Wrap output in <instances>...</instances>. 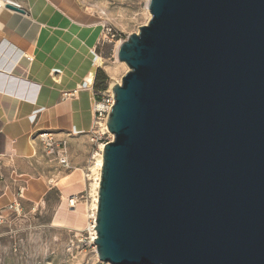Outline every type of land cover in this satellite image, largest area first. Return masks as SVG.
I'll use <instances>...</instances> for the list:
<instances>
[{"label": "water", "instance_id": "1", "mask_svg": "<svg viewBox=\"0 0 264 264\" xmlns=\"http://www.w3.org/2000/svg\"><path fill=\"white\" fill-rule=\"evenodd\" d=\"M148 10L117 47L129 70L112 87L97 255L264 264V0H148Z\"/></svg>", "mask_w": 264, "mask_h": 264}, {"label": "crops", "instance_id": "2", "mask_svg": "<svg viewBox=\"0 0 264 264\" xmlns=\"http://www.w3.org/2000/svg\"><path fill=\"white\" fill-rule=\"evenodd\" d=\"M3 1L25 10L0 7V206L7 207L12 190L20 195V178L33 173L36 135L90 131L92 91L102 90L94 88L99 67H83L89 48L97 56L99 21L73 0Z\"/></svg>", "mask_w": 264, "mask_h": 264}, {"label": "rangeland", "instance_id": "3", "mask_svg": "<svg viewBox=\"0 0 264 264\" xmlns=\"http://www.w3.org/2000/svg\"><path fill=\"white\" fill-rule=\"evenodd\" d=\"M73 1L100 22L93 51L102 64L92 68L99 67L105 73L107 85L119 83L129 69L118 61L116 44L149 21L148 0ZM92 93L95 99L97 92ZM42 133L51 134L54 147L44 145L40 133L36 135L39 155L33 173L20 178V195L12 190L18 210L0 206V264H112L97 255L91 216L93 165L99 145L111 136L92 140L90 131L76 135ZM63 141L66 165L59 162L55 148ZM75 195L78 201L70 206L68 200Z\"/></svg>", "mask_w": 264, "mask_h": 264}, {"label": "built area", "instance_id": "4", "mask_svg": "<svg viewBox=\"0 0 264 264\" xmlns=\"http://www.w3.org/2000/svg\"><path fill=\"white\" fill-rule=\"evenodd\" d=\"M5 2L3 0H0V7H4ZM109 32V30H107ZM121 81H119L120 83ZM118 83V82H117ZM113 84H108L106 88L100 92L97 93L96 98L93 101L92 104V110H93V125L90 130V135L92 136V140L96 139L97 136L109 134L111 136V139H107L106 141H103L102 145L104 146L106 143L112 141L113 134L110 133L107 127V118L110 112L111 107L114 105V93L112 91ZM49 133H40L39 136L41 140L43 141V144L46 146L54 147L52 138L49 137ZM55 148L57 149V155L59 157V162L63 165H66L67 163V157H66V151H65V142H58L55 145ZM2 152H0V155ZM70 206L74 205V202L78 201V197L75 195L74 197H71L69 200ZM19 207L18 202H11L7 209L15 210L17 211ZM96 218V217H95Z\"/></svg>", "mask_w": 264, "mask_h": 264}, {"label": "bare ground", "instance_id": "5", "mask_svg": "<svg viewBox=\"0 0 264 264\" xmlns=\"http://www.w3.org/2000/svg\"><path fill=\"white\" fill-rule=\"evenodd\" d=\"M6 4V3H5ZM147 7H148V1H147ZM1 9H5V8H1ZM2 12V11H1ZM4 12V11H3ZM2 12V13H3ZM7 14V13H6ZM1 16V15H0ZM2 17V16H1ZM10 19V18H9ZM6 20V19H4ZM2 24V23H1ZM95 26V25H94ZM98 29V28H97ZM97 31V30H96ZM95 32V31H94ZM92 32V34L94 33ZM98 32V31H97ZM91 35V34H90ZM74 40V39H73ZM73 42V41H72ZM77 43V42H76ZM79 44V43H78ZM82 45V44H81ZM119 44H116V49L118 47ZM89 56L87 58V60L84 61V66L83 67H86V66H89V65H92V64H95L94 66H97V65H101L102 64V61L101 59L98 57V56H95L91 49L89 48ZM83 60V59H82ZM124 63V62H122ZM114 85V83H112ZM103 145L100 144L99 145V150L100 152L97 154V157L96 158V162H95V165L94 166V178H93V182H92V186H93V203H92V218H93V229H95V217H96V209H97V201H98V187H99V181H100V170H101V166H102V150H103ZM2 151V149L0 150ZM96 237V231H93L92 232V239H95Z\"/></svg>", "mask_w": 264, "mask_h": 264}, {"label": "trees", "instance_id": "6", "mask_svg": "<svg viewBox=\"0 0 264 264\" xmlns=\"http://www.w3.org/2000/svg\"><path fill=\"white\" fill-rule=\"evenodd\" d=\"M106 79L105 73L98 68L95 75L94 88L97 90H104L107 86Z\"/></svg>", "mask_w": 264, "mask_h": 264}]
</instances>
